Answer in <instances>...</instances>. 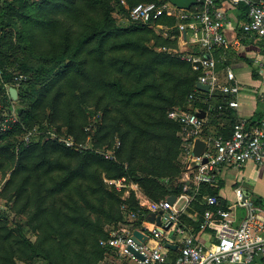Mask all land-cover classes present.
I'll return each mask as SVG.
<instances>
[{"label":"trees","instance_id":"16d2710c","mask_svg":"<svg viewBox=\"0 0 264 264\" xmlns=\"http://www.w3.org/2000/svg\"><path fill=\"white\" fill-rule=\"evenodd\" d=\"M125 1L127 7L117 0L115 10L110 0H0V106L10 101L5 83L15 56L18 70L28 75L18 96L29 102L0 133V173L11 170L4 193L14 198L18 213L27 212L26 219L10 227L0 211V264H98L115 256L100 241L124 220L122 205L135 209L137 200L133 190L122 197L124 189L116 190L104 178L125 177L150 200L181 191V125L167 116L170 108L203 110L206 121L199 136L204 139L231 135L238 117L227 103L230 96L196 89L200 72L167 50L176 38L155 34L150 23H119L114 15H127L138 2L167 0ZM92 7L101 8L98 16H91ZM238 7L245 19L246 6ZM175 22L161 15L154 24ZM190 93L194 97L188 101ZM97 113L95 130L85 131ZM44 122L37 127L42 131L38 138L22 141L35 123ZM48 130L82 143L90 135L89 146H65L47 137ZM111 148L114 157L105 158L102 151ZM201 192L194 201L197 219L180 215V225L186 221L199 228L203 211L212 208L200 203ZM25 227L36 232L34 240ZM176 256L170 249L167 264Z\"/></svg>","mask_w":264,"mask_h":264},{"label":"built area","instance_id":"2783aa9c","mask_svg":"<svg viewBox=\"0 0 264 264\" xmlns=\"http://www.w3.org/2000/svg\"><path fill=\"white\" fill-rule=\"evenodd\" d=\"M222 1L235 7L246 6V16L240 23V34L234 39H228L223 33L222 26L227 20L224 9L218 4ZM127 7L125 0H120ZM161 15L172 16L176 22L173 26L160 25V35L175 39L178 48L167 49L170 54H176L189 61L193 69L198 70L197 81L208 84L211 91L220 90L229 95L230 107L237 106L238 84L233 81L231 74L227 81L220 84L215 71L216 61L204 56L213 49H237L243 38L250 35L260 42L264 54V0H196L188 9L177 8L168 0L158 4L156 2H138L128 8V18L131 21L154 24ZM176 29L177 34L173 32ZM194 47L198 52L194 51ZM162 49L166 50L165 47ZM204 52V53H203ZM264 68V61L260 62ZM196 89H198L196 87ZM193 93L188 95V101L193 99ZM197 109L185 110L174 106L167 111V116L181 125L180 137L182 140L181 162L182 178L179 180L181 192L187 200H194L202 184L212 188L218 187L219 170L222 166L232 164L240 166L243 162L253 161L264 174V117L253 123L246 118H238L232 126L229 137H208L203 139L205 146L199 155H192L195 138L205 123L204 117L198 116ZM7 123L17 121L15 115H8ZM88 125L85 131H90ZM42 131L29 130L22 136V141L28 143L33 136ZM47 137L57 139L68 147L84 149L89 146L90 135L85 142H76L71 136H59L54 130L46 132ZM116 142L115 147H118ZM105 158L114 157V149L102 151ZM116 190L124 189L122 197L128 193L135 183L126 181L125 177L118 179L104 178ZM264 185V181H263ZM238 197L241 196L237 191ZM203 202L212 208H206L199 223L201 229L214 230V240L204 245L194 236L191 228L185 229L179 224L181 211L174 207L166 198L159 200H137L135 209L124 210V220L109 229L106 239L100 241L102 246L110 248L116 257L115 264H167L169 248L166 242L176 245L177 256L172 264H261L258 260L264 256V205H252L247 201H239L246 206V216L237 224H233L235 217L234 206H222L216 195H202ZM159 216L160 224L147 220L149 213ZM139 221L137 226L133 223ZM148 224V225H147ZM148 235V239L141 244L132 239V230L140 229ZM167 227V228H166ZM172 228L173 232L169 234ZM152 241L149 244L148 241ZM137 251L142 257L137 256ZM37 262V263H36ZM19 262H17L18 264ZM25 264V263H19ZM31 264H44L35 261Z\"/></svg>","mask_w":264,"mask_h":264},{"label":"crops","instance_id":"0c3cea01","mask_svg":"<svg viewBox=\"0 0 264 264\" xmlns=\"http://www.w3.org/2000/svg\"><path fill=\"white\" fill-rule=\"evenodd\" d=\"M218 4L224 9L227 15V20L222 26L223 33L228 39H234L240 34L239 27L241 21L244 19V16L240 12L239 7L230 5L225 1H222ZM209 55L216 61L215 71L218 76L219 83H226L227 76L231 74L233 77V81L238 84L239 90L236 99L237 106L231 107L235 116L238 118L243 117L246 119L250 117H264V86L260 91V94L257 96H250L241 92L242 90L246 89V91L254 93L257 88L260 89L262 86L260 80L255 76L256 66L260 65L261 61H264L261 42L256 37L250 35L242 39L241 44L237 49L217 48L211 50L209 52ZM258 71L264 74L263 67L258 66ZM215 91H218L222 95H227L220 90ZM258 96L259 98H257ZM204 119L206 121L205 116ZM200 138L204 139L202 137ZM238 167L239 168L234 169L230 166H222L219 170L218 187L212 188L208 185L202 184L199 190V193L202 191L200 194L201 204L204 203L202 195L207 194L204 192L203 188L208 187L212 190H215L216 193L214 195L218 197L219 202L222 206L226 207L233 205L235 209V217L233 220L234 225H237L247 214L246 206L239 204V201H247L252 205H264V185L262 170L253 161L250 160L243 162ZM236 170H238V174L242 177V179H244L245 182L243 184L234 186V179L237 175ZM254 170H260L262 182L257 183L253 179H250V174ZM182 172L183 169L181 171L180 177L177 180L178 182L182 178ZM225 183L234 186L232 191L225 190L223 188ZM129 190H133L136 200L145 201L146 199H148L137 184H135L132 188H129L128 193ZM237 191L240 192V197H238ZM128 193L126 194V196L128 195ZM197 197L198 194L196 195V198L194 200H187L186 195L180 191V193L175 196L174 207L180 210L181 215H185L187 220H196L199 213L195 207L194 201H198ZM181 225H183L185 229L191 228L195 238L204 245H207L214 240V230H212L211 228L201 229L199 227L194 230L190 224L186 223V221L184 223L182 222ZM148 243L152 244L153 242L150 240L148 241ZM173 250H176V248ZM115 259L116 257H114L113 255H107L102 261H109L110 264H115ZM258 261L261 264H264V256L261 257Z\"/></svg>","mask_w":264,"mask_h":264},{"label":"rangeland","instance_id":"374dc122","mask_svg":"<svg viewBox=\"0 0 264 264\" xmlns=\"http://www.w3.org/2000/svg\"><path fill=\"white\" fill-rule=\"evenodd\" d=\"M110 2L112 4V6L115 8V10H117V8H118L117 7L118 6L117 5L118 4L117 3V0H110ZM100 9L101 8H99V7H92L91 10H90L91 16L92 17L98 16L100 14V12H99ZM114 15H115V17H116V19H117V21L119 23H122L123 24V23L129 22L128 14L126 15V14H121V13H116L115 12ZM160 25L161 24H153L151 26V29H152L153 32H155V34L160 35V31H159ZM12 40H13V42L17 43L16 37L14 35H12ZM26 41H27V43H30L28 40H26ZM171 48H178V42L176 41V45L174 47H171ZM17 53H18V55L21 54V53H23V49L20 48L17 51ZM10 60L11 61L13 60V61H12V63H10V65L8 63L7 66H8V70L11 72V79H10L9 82L5 83V87H6V90L5 91H6V94L8 95V97H9L10 101H9L8 105H1L0 106V108H1V110H0V133L2 131L6 130L7 128H10L11 127L10 126L11 123L8 124L7 121H6L8 119V115L10 117V115L13 114V115L16 116L17 119H19L20 118L19 117V111H20V109L22 107H25V106H27L29 104V102H27L26 100L24 101L19 96L17 97V99L14 100L9 95L8 87L13 86L16 89H18V88L19 89L20 88L21 89H24V87H25V81L28 78V75L27 74H25L24 72L18 70V67L16 66L17 61H18L17 56L10 57ZM64 63H63V65H64ZM258 66H260V65H257L256 66V74H255V76H256L257 79L260 80V83L262 85L261 88L260 89L257 88L254 93L248 92L245 89V90H242L241 91L242 93L248 94L250 96H254V95L257 96V95L260 94V91L263 89V86H264V74H262V73H260L258 71ZM261 67H263V66H261ZM257 98H259V96ZM97 115H98V113L97 114H92L90 116L89 122L87 124V125H90L91 126V130L92 131H94L95 130V127H96ZM45 125H47V123H45V122L43 124L35 123V125H34L35 127H33L32 130L33 129L38 130L37 127H39V126L40 127H43ZM38 131H40V130H38ZM63 135H65V134L62 133V132L59 133V136H63ZM33 138H37V136L34 135ZM228 166L233 167L234 169L239 168L238 166H234L232 164H229ZM10 171L11 170L9 169V170H7V172L5 174L0 173V211H4V214L7 216V223H8V225L10 227H13L14 225H16V223H17L18 220L21 221L20 219H22V220L26 219L27 212H24L22 214L18 213V211H17V209L15 207V200H14V198H11V199L8 200V194L5 195V193H4L3 187H4V184H5V181L9 177ZM236 171H237V175L235 176V179H234V182H235L234 186H236L238 184H243L245 182L244 179H242V177L238 174V170H236ZM250 179H253L257 183L262 182L261 181V172H260V170H254L250 174ZM241 180H242V182H241ZM263 181H264V174H263ZM234 186L228 185V183H225V185H224L223 188L225 190L232 191V189H233ZM243 214H244V212H243ZM172 232H173V230L171 228L169 230V234H171ZM24 233L31 240H34L36 238V232H32L30 230V228L25 227L24 228ZM19 263H22V262L19 261ZM102 263L103 264H110L109 261H107V262L105 261L104 262L102 260L98 264H102Z\"/></svg>","mask_w":264,"mask_h":264},{"label":"water","instance_id":"95a60500","mask_svg":"<svg viewBox=\"0 0 264 264\" xmlns=\"http://www.w3.org/2000/svg\"><path fill=\"white\" fill-rule=\"evenodd\" d=\"M171 4L175 5L177 8H181V9H188L191 5L195 4L196 3V0H168ZM204 56L206 57H210L209 53H205ZM196 87L202 91H208L209 89V86L208 84H204V83H200V82H196ZM8 92H9V95L12 99H17L18 97V92H17V89L13 86H10L8 87ZM196 113L198 114V116L200 117H204L205 116V113L203 110L201 109H198L196 111ZM205 146V141L201 138H195L194 139V142H193V147H192V155H199L203 148ZM167 200L170 202V203H173L174 200H175V196L174 195H169L167 197ZM147 220L151 221V222H155L156 225H159L160 224V219H159V216H155V213L151 212L149 213L147 216H146ZM167 228V227H166ZM144 229V225H142L140 227V229H136L134 228L132 230V239L138 243V244H141L143 243L144 241H146L148 239V235L142 233V230ZM165 246L169 249H175L176 248V245L173 244V243H169V242H166L165 243ZM133 250V249H132ZM134 251V250H133ZM134 253L139 256V257H142L137 251H134Z\"/></svg>","mask_w":264,"mask_h":264}]
</instances>
